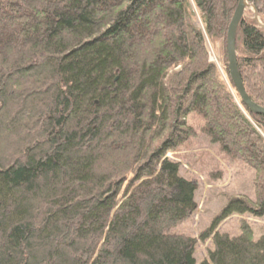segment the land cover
<instances>
[{
  "label": "trees",
  "instance_id": "1",
  "mask_svg": "<svg viewBox=\"0 0 264 264\" xmlns=\"http://www.w3.org/2000/svg\"><path fill=\"white\" fill-rule=\"evenodd\" d=\"M264 25V0H251ZM238 0H0V264H264V117L230 81ZM245 11L236 66L264 108V30ZM218 64L212 63L209 50ZM254 172L197 238L172 234L197 181L167 158L195 135ZM193 122V121H192Z\"/></svg>",
  "mask_w": 264,
  "mask_h": 264
},
{
  "label": "rangeland",
  "instance_id": "2",
  "mask_svg": "<svg viewBox=\"0 0 264 264\" xmlns=\"http://www.w3.org/2000/svg\"><path fill=\"white\" fill-rule=\"evenodd\" d=\"M247 12H251L248 9ZM252 17V16H251ZM253 19V18H252ZM209 60L218 64L215 55L209 50ZM193 121V122H192ZM188 126H193L195 135L186 140L175 152L167 158L179 163V175L187 180L197 181L194 200L196 210L184 222L171 229L172 234H183L191 238L207 229L231 197H246L254 200V172L241 164H230L220 147L212 144L202 135L200 128L204 122L201 117L191 114L187 117ZM244 219L250 225L254 241H258L264 233V216L254 218L249 215L233 214L222 221L216 231L238 236L240 220ZM210 240L197 241L194 259L197 264L207 258Z\"/></svg>",
  "mask_w": 264,
  "mask_h": 264
},
{
  "label": "water",
  "instance_id": "3",
  "mask_svg": "<svg viewBox=\"0 0 264 264\" xmlns=\"http://www.w3.org/2000/svg\"><path fill=\"white\" fill-rule=\"evenodd\" d=\"M248 9H251L252 17L253 20L255 21V24L260 29L264 30V25L260 23L257 14L255 12L254 6L251 3V0H238L237 7L232 15L226 34L225 50H226V59H227V70L230 81L235 87L236 92L241 102L244 104V106L249 110L251 114L264 117V108L252 102L248 97V95L246 94L236 66V50H235L236 31L240 21L244 16V12Z\"/></svg>",
  "mask_w": 264,
  "mask_h": 264
},
{
  "label": "bare ground",
  "instance_id": "4",
  "mask_svg": "<svg viewBox=\"0 0 264 264\" xmlns=\"http://www.w3.org/2000/svg\"><path fill=\"white\" fill-rule=\"evenodd\" d=\"M237 32V31H236ZM247 109V108H246ZM248 110V109H247ZM249 111V110H248ZM250 113V112H249Z\"/></svg>",
  "mask_w": 264,
  "mask_h": 264
}]
</instances>
